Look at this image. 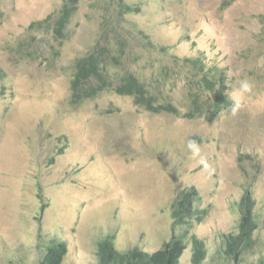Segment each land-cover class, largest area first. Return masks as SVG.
<instances>
[{"label": "rangeland", "instance_id": "obj_1", "mask_svg": "<svg viewBox=\"0 0 264 264\" xmlns=\"http://www.w3.org/2000/svg\"><path fill=\"white\" fill-rule=\"evenodd\" d=\"M68 1L0 0V264H37L58 242L61 264H100L105 84L79 101L71 82L75 61L105 47V0ZM65 5L72 16L58 35ZM106 48L118 60L106 66V240L153 254L179 237L178 264H192L195 237L201 264H258L260 225L237 262L223 245L245 190L264 220V0H106ZM128 75L176 112L120 93ZM219 98L227 106L213 112ZM186 190L199 212L173 228Z\"/></svg>", "mask_w": 264, "mask_h": 264}, {"label": "trees", "instance_id": "obj_2", "mask_svg": "<svg viewBox=\"0 0 264 264\" xmlns=\"http://www.w3.org/2000/svg\"><path fill=\"white\" fill-rule=\"evenodd\" d=\"M78 0H69L68 4L74 5ZM73 7V6H72ZM72 16V8L67 5L63 7L60 16L55 22V32L61 35L64 28L68 24ZM47 20L43 21L46 22ZM38 23H33L32 27L38 26ZM118 63L117 57L112 55L111 50L106 48V66H110V62ZM202 64H199V67ZM201 69V68H200ZM206 74V73H205ZM101 79V84L97 85L93 79ZM109 78L106 69V81ZM203 79H205L203 77ZM105 84V47L97 45L93 52L78 58L74 64V74L71 82V90L74 99L84 101L85 99H94L103 92ZM120 84L122 85L119 92L124 95L136 94L143 108L151 112H173L175 108L170 104H155L153 96L149 95L145 90V86L139 82L134 76L128 75ZM225 99L219 98L213 105V112L226 107ZM209 114L207 117H212ZM193 191V190H191ZM191 192L181 191L172 204L170 219L172 227H181L190 223V220L198 214V209L193 204L195 199ZM239 222L238 232L235 235L225 236L224 241V256L233 262H237L244 252L251 250L256 243L254 233L259 225L264 231V220L259 224L255 220L254 215V201L251 193L245 190L239 201ZM192 244L194 253L192 255V264H201L205 257V250H203V242L192 237ZM179 237L170 239L165 242L161 249L153 254H147L138 249L121 253L113 245L111 238L106 240V264H178L182 256L185 244ZM66 253V246L64 243H55L53 246L46 248L42 257L37 264H61ZM97 256L100 264H105V239L100 241L97 246ZM258 264H264V257L259 259Z\"/></svg>", "mask_w": 264, "mask_h": 264}, {"label": "clouds", "instance_id": "obj_3", "mask_svg": "<svg viewBox=\"0 0 264 264\" xmlns=\"http://www.w3.org/2000/svg\"><path fill=\"white\" fill-rule=\"evenodd\" d=\"M250 89H251V85L247 81H244L241 84V93L240 94H242L243 92H248V91H250ZM189 146L193 149L194 153L198 152V149L195 147L194 143H190Z\"/></svg>", "mask_w": 264, "mask_h": 264}, {"label": "bare ground", "instance_id": "obj_4", "mask_svg": "<svg viewBox=\"0 0 264 264\" xmlns=\"http://www.w3.org/2000/svg\"><path fill=\"white\" fill-rule=\"evenodd\" d=\"M184 250H185V248H184ZM184 250H183V251H184Z\"/></svg>", "mask_w": 264, "mask_h": 264}]
</instances>
